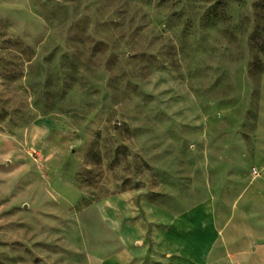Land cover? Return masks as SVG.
Segmentation results:
<instances>
[{"label": "rangeland", "instance_id": "rangeland-1", "mask_svg": "<svg viewBox=\"0 0 264 264\" xmlns=\"http://www.w3.org/2000/svg\"><path fill=\"white\" fill-rule=\"evenodd\" d=\"M130 191L264 246V0H0V264H92Z\"/></svg>", "mask_w": 264, "mask_h": 264}, {"label": "crops", "instance_id": "crops-1", "mask_svg": "<svg viewBox=\"0 0 264 264\" xmlns=\"http://www.w3.org/2000/svg\"><path fill=\"white\" fill-rule=\"evenodd\" d=\"M139 194H118L83 211L86 221L97 222L89 225L92 231L104 230L113 242L105 253L92 255V264H258L255 259L264 254L254 236L241 245L222 232L212 201L175 213Z\"/></svg>", "mask_w": 264, "mask_h": 264}, {"label": "built area", "instance_id": "built-area-1", "mask_svg": "<svg viewBox=\"0 0 264 264\" xmlns=\"http://www.w3.org/2000/svg\"><path fill=\"white\" fill-rule=\"evenodd\" d=\"M254 176H258L257 170H254Z\"/></svg>", "mask_w": 264, "mask_h": 264}]
</instances>
